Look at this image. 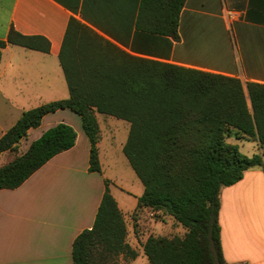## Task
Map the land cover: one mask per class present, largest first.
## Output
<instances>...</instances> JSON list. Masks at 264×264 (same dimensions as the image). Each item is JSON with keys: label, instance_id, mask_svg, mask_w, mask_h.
I'll use <instances>...</instances> for the list:
<instances>
[{"label": "crops", "instance_id": "crops-1", "mask_svg": "<svg viewBox=\"0 0 264 264\" xmlns=\"http://www.w3.org/2000/svg\"><path fill=\"white\" fill-rule=\"evenodd\" d=\"M141 5L142 0H0V39L5 40L13 28L49 43L48 51L16 44L1 49L0 137L24 110L69 97L59 60L63 44L74 81L88 78L87 66L93 63L90 48H115L127 65H134L130 59L144 58L235 77L244 88L247 82L264 84V0H185L176 38L143 28L138 22ZM71 18L80 25L70 29L65 42ZM89 90L83 86L80 93ZM115 118L96 113L101 172L89 171L90 142L80 116L69 108L45 114L16 149L0 153L2 166L59 122L76 132L71 148L55 154L19 186L0 188V264H74L73 240L92 226L105 179L123 213L127 242L142 249L141 241L149 234L144 226L155 223L149 211L132 218L143 184L134 178L123 184L106 170L130 165L120 154L130 124ZM227 141L240 151L243 143H249L245 155L260 153L263 163L221 187L222 254L229 263L264 264V146L233 135Z\"/></svg>", "mask_w": 264, "mask_h": 264}, {"label": "trees", "instance_id": "trees-1", "mask_svg": "<svg viewBox=\"0 0 264 264\" xmlns=\"http://www.w3.org/2000/svg\"><path fill=\"white\" fill-rule=\"evenodd\" d=\"M184 3L142 0L138 22L176 38ZM74 25L80 23L71 18L65 42ZM6 44L49 49L44 37L13 28L5 40L0 39V57ZM65 46L59 60L69 97L24 110L0 137V153L16 149L45 114L69 108L80 116L90 142L89 171L101 172L96 113L126 120L130 127L122 151L144 187L132 218L145 211L162 212L184 228L182 235L149 233L141 241L148 264H241L227 262L222 254L219 195L221 187L263 163L262 154L247 156L227 137L253 139L264 146V84L247 82L244 88L235 77L144 58L130 59L135 63L127 65L114 47L90 48L93 63L87 66L88 78L74 81ZM83 86L90 90L80 93ZM75 139V130L66 123L47 128L23 153L0 166V188L19 186L55 154L71 148ZM104 183L92 226L73 240L74 264H117L120 255L137 256L126 240L125 219L109 191V180Z\"/></svg>", "mask_w": 264, "mask_h": 264}, {"label": "rangeland", "instance_id": "rangeland-1", "mask_svg": "<svg viewBox=\"0 0 264 264\" xmlns=\"http://www.w3.org/2000/svg\"><path fill=\"white\" fill-rule=\"evenodd\" d=\"M116 119V118H115ZM118 135L116 138L118 139ZM111 139H107L106 143L109 145ZM116 141V140H115ZM244 146H241V151L243 154L247 153L249 150V143H243ZM121 156H124L123 153H120ZM127 164V163H126ZM127 169L118 168L115 166H107V172H110L116 175V178L119 182L127 184L131 181V178H134L136 182L140 184L139 179L136 177L134 171L127 165ZM264 166V164H263ZM154 224L148 223L144 228H148V232L154 235H182L184 233V228L176 223L170 216L162 212L153 214ZM131 231H129L130 233ZM128 235V234H127ZM137 256L134 259L120 255L117 260V264H148L146 256L143 254L142 249L137 248Z\"/></svg>", "mask_w": 264, "mask_h": 264}]
</instances>
